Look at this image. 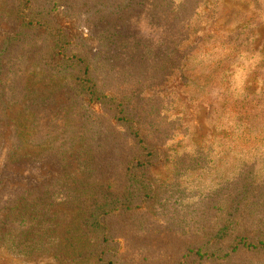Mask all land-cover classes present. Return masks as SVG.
<instances>
[{"label": "rangeland", "instance_id": "374dc122", "mask_svg": "<svg viewBox=\"0 0 264 264\" xmlns=\"http://www.w3.org/2000/svg\"><path fill=\"white\" fill-rule=\"evenodd\" d=\"M103 1L30 0L23 16L43 26L24 28L7 44L21 0H0V48L9 47L0 57V200L37 187L38 212L47 211L37 228L47 232L46 218L54 215L56 239L26 255L0 248V264H62L53 254L77 226L79 190L98 180L111 184L114 197L130 192L132 198L131 211L106 218L107 264H264L262 249H231L240 229L264 240L256 228L264 225V0H191L172 31L184 39L183 68L168 78L122 56L109 67L112 55L107 51L104 61L100 53L102 25L114 16L99 10ZM146 4L141 0L124 23L116 50L167 44ZM59 27L70 36L62 54L91 62L93 102L74 97L73 65L60 70L47 63L48 33ZM127 126L160 153L153 163L135 167L134 159L144 156ZM126 172H136L144 185L128 181ZM60 177L67 180L66 201L55 186L51 196L43 194L45 183ZM235 208L231 227L209 243ZM193 246L210 254L183 260Z\"/></svg>", "mask_w": 264, "mask_h": 264}, {"label": "trees", "instance_id": "16d2710c", "mask_svg": "<svg viewBox=\"0 0 264 264\" xmlns=\"http://www.w3.org/2000/svg\"><path fill=\"white\" fill-rule=\"evenodd\" d=\"M29 1L30 0H21L15 7L13 13L17 18L18 27L9 37L7 44H13L18 41L21 36V31L24 28L31 27L33 29H38L43 26L42 24L40 27L39 22L33 23L30 16H23ZM106 2V0L102 2V6H100L99 10L105 13L106 17L114 16V20H106L102 25L104 37L101 42L102 51L100 53H102L104 61L107 51L112 55L110 56L112 58L108 60V62H110L109 67H112V63L116 56H122L123 59L127 60L128 65H131L133 62H136L138 65H148V68L152 69L154 73L159 75L162 74L165 78L182 70L185 54L182 53L181 47L184 39L176 40L177 36L172 34V31L176 26L182 24V20L179 16L181 13L184 15L186 14L185 9L189 7V4L192 5L191 0H183L179 3L174 0H147L146 7L148 8V14L152 19L161 23L155 22V24L161 28L163 34H167V44L163 45V43H161L156 47H148V50L135 48L130 44L128 51L124 48L116 50L115 42L118 39L123 40L125 35L123 34L124 23L129 25L127 20H130L132 14L139 8L141 0H113L111 4H107ZM197 8L198 7L192 8L191 13ZM188 25L189 21L185 20L183 22V28ZM59 28L60 29L54 34H52L51 30L48 33L52 40V45L48 52L47 63L52 64L54 68L61 67L62 69L67 68V63L73 65L77 69V76L79 77L74 86V97L80 100V97L83 96V100L93 102L97 93L94 83V85H88L89 82L92 83L90 79V71L92 69L91 62L86 63L85 60L76 55L71 57L67 56L66 58V56L62 54V49L64 48L63 43H65L70 36L65 34L64 28ZM181 30L182 28L179 30V33ZM130 40L132 41V38ZM126 42L129 43L128 38ZM7 51L9 52V47L5 48L3 44L0 48V57L3 52ZM95 60L96 57L94 61ZM57 72H59V70ZM83 100L81 99V101ZM118 119V121H123L125 117ZM234 122L238 123V114L235 116ZM127 130L139 147L137 150L138 154L142 153L144 156L143 160L139 159V156V158L134 159L135 167L142 168L153 163L159 157L160 153L157 151H150L147 148L137 128L127 126ZM20 135L21 134L18 133V136ZM32 135H34V133ZM127 174H129L127 176L128 181L135 183L136 186L144 185L140 178H137L136 172H126V175ZM66 181V179L60 177L53 179V181L46 182L43 194L51 196L54 191L52 189L55 186L57 192L60 191L59 193L62 195L64 201H66L67 194H63L64 190H61L63 189V184H66ZM59 183H61L62 186H60ZM85 187L86 189L82 190L81 188L79 190L81 194L84 195L82 202H79L77 206L79 213L77 226L70 232V237L66 239L64 247L55 250L53 254V258L62 264H84L88 259H92L93 262L91 264H107L104 262V255L107 252L105 248L108 246L106 243L109 242V236H107L108 227L105 225L106 218L116 212L125 213L132 210V198L129 197L131 193L128 192L127 196L124 195L120 198L118 195L114 197L110 192L112 186L108 184V181L104 182V180H98L90 184H85ZM244 191V193H247V191L250 190L244 188ZM36 194L37 187L32 185L27 191L22 192L20 195L10 200L5 202L0 200L1 249H8L7 251H12L13 249V252L16 254L24 252L26 255V253L32 254L35 251L43 252L47 250V246H49V248L52 247L51 245L56 241L55 238H52L54 233V225L52 223L54 215H51L50 218H46L47 222L50 223L47 227V232L42 231L40 234L37 228V221L40 215L41 218L45 217L44 215L47 211L40 209L38 212ZM255 197L256 196L252 195L251 200L253 201ZM235 211H237V208L234 209L233 213L228 215L227 220L224 224L220 225L221 228L217 233L207 240L209 243H215L219 237L218 234L231 227ZM256 228L259 233L264 235L263 224H258ZM249 233L251 232L248 229H240L237 232V236L233 239V243L231 242L232 251H237L239 249L264 250L263 238L251 237ZM193 247L194 248L189 247L186 253L181 255L183 260L195 259L194 257H197V261L199 262V260L204 259L205 256L210 254L204 251L203 247ZM202 251H204V254H202ZM211 255H213V253ZM163 264L175 263L169 259L165 260Z\"/></svg>", "mask_w": 264, "mask_h": 264}]
</instances>
